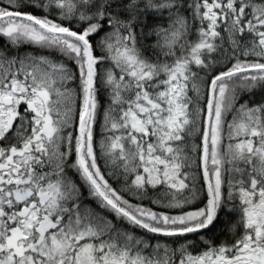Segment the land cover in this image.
<instances>
[{
    "label": "snow or ice",
    "instance_id": "6c2138e0",
    "mask_svg": "<svg viewBox=\"0 0 264 264\" xmlns=\"http://www.w3.org/2000/svg\"><path fill=\"white\" fill-rule=\"evenodd\" d=\"M0 264H264V0H0Z\"/></svg>",
    "mask_w": 264,
    "mask_h": 264
}]
</instances>
